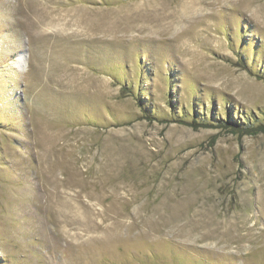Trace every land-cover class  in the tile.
Masks as SVG:
<instances>
[{
  "label": "rangeland",
  "instance_id": "obj_1",
  "mask_svg": "<svg viewBox=\"0 0 264 264\" xmlns=\"http://www.w3.org/2000/svg\"><path fill=\"white\" fill-rule=\"evenodd\" d=\"M0 264H264V0H0Z\"/></svg>",
  "mask_w": 264,
  "mask_h": 264
},
{
  "label": "trees",
  "instance_id": "obj_2",
  "mask_svg": "<svg viewBox=\"0 0 264 264\" xmlns=\"http://www.w3.org/2000/svg\"><path fill=\"white\" fill-rule=\"evenodd\" d=\"M234 127H236V126H234ZM244 130V129H243ZM247 132V131H246Z\"/></svg>",
  "mask_w": 264,
  "mask_h": 264
}]
</instances>
